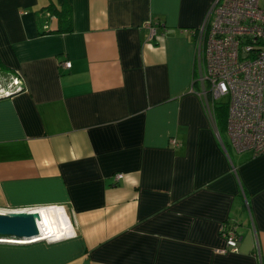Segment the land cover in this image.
Wrapping results in <instances>:
<instances>
[{
    "label": "crops",
    "instance_id": "crops-1",
    "mask_svg": "<svg viewBox=\"0 0 264 264\" xmlns=\"http://www.w3.org/2000/svg\"><path fill=\"white\" fill-rule=\"evenodd\" d=\"M217 1L0 0V83H21L0 96V214L60 218L0 264H264V153L229 147L196 83Z\"/></svg>",
    "mask_w": 264,
    "mask_h": 264
},
{
    "label": "built area",
    "instance_id": "built-area-1",
    "mask_svg": "<svg viewBox=\"0 0 264 264\" xmlns=\"http://www.w3.org/2000/svg\"><path fill=\"white\" fill-rule=\"evenodd\" d=\"M149 32L150 36L154 34L151 28ZM196 38V83L208 113L215 100L224 99V132L229 147L238 154H263L264 0H218ZM63 67L68 69L69 64ZM19 87L21 83L16 78H11L5 87L0 83V96L18 91ZM168 143L178 147L172 138ZM120 177L116 174L114 179ZM220 235L226 249L235 252V232L221 227Z\"/></svg>",
    "mask_w": 264,
    "mask_h": 264
},
{
    "label": "water",
    "instance_id": "water-1",
    "mask_svg": "<svg viewBox=\"0 0 264 264\" xmlns=\"http://www.w3.org/2000/svg\"><path fill=\"white\" fill-rule=\"evenodd\" d=\"M37 213H7L0 214V242L30 243L46 240L41 234L37 221Z\"/></svg>",
    "mask_w": 264,
    "mask_h": 264
},
{
    "label": "trees",
    "instance_id": "trees-1",
    "mask_svg": "<svg viewBox=\"0 0 264 264\" xmlns=\"http://www.w3.org/2000/svg\"><path fill=\"white\" fill-rule=\"evenodd\" d=\"M59 13H61V12H59ZM2 73H4V69H3L1 62H0V74H2ZM211 111H210V114L213 118V121L216 120V122L214 123L215 125H217L216 128L224 131L225 130V117H226V113H227L226 105L223 103L220 106H215V104L213 103Z\"/></svg>",
    "mask_w": 264,
    "mask_h": 264
},
{
    "label": "clouds",
    "instance_id": "clouds-1",
    "mask_svg": "<svg viewBox=\"0 0 264 264\" xmlns=\"http://www.w3.org/2000/svg\"><path fill=\"white\" fill-rule=\"evenodd\" d=\"M41 219L37 221L39 229L44 236H51L55 231V222L51 217L43 210H40Z\"/></svg>",
    "mask_w": 264,
    "mask_h": 264
},
{
    "label": "rangeland",
    "instance_id": "rangeland-1",
    "mask_svg": "<svg viewBox=\"0 0 264 264\" xmlns=\"http://www.w3.org/2000/svg\"><path fill=\"white\" fill-rule=\"evenodd\" d=\"M199 87V85H197V88ZM225 103L224 99H218L214 101L215 106H220L221 104ZM211 111V109H210ZM208 112V111H207ZM212 112V111H211ZM209 114V113H208ZM210 115V114H209ZM216 122V120L214 121V123ZM217 127V125H215V128ZM218 129V128H217ZM219 130V129H218ZM220 131V135L222 136L223 139H225L227 141L225 132H223V130H219Z\"/></svg>",
    "mask_w": 264,
    "mask_h": 264
},
{
    "label": "bare ground",
    "instance_id": "bare-ground-1",
    "mask_svg": "<svg viewBox=\"0 0 264 264\" xmlns=\"http://www.w3.org/2000/svg\"><path fill=\"white\" fill-rule=\"evenodd\" d=\"M46 212V211H45ZM50 217H51V219L54 221H57L58 219H60L58 216H55V215H52L50 212H46ZM38 214V213H37ZM39 216H40V212H39V214H38ZM40 219H41V217H40ZM63 223V222H62ZM56 224V223H55ZM40 230V229H39ZM61 231V230H60ZM42 234V233H41ZM53 235H54V233H53Z\"/></svg>",
    "mask_w": 264,
    "mask_h": 264
}]
</instances>
